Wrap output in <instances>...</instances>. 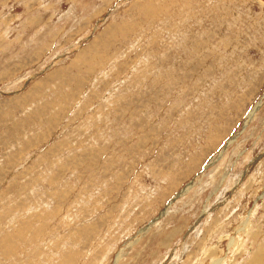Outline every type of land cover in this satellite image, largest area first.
Here are the masks:
<instances>
[{
  "label": "rangeland",
  "instance_id": "obj_1",
  "mask_svg": "<svg viewBox=\"0 0 264 264\" xmlns=\"http://www.w3.org/2000/svg\"><path fill=\"white\" fill-rule=\"evenodd\" d=\"M0 264H264V0H0Z\"/></svg>",
  "mask_w": 264,
  "mask_h": 264
}]
</instances>
